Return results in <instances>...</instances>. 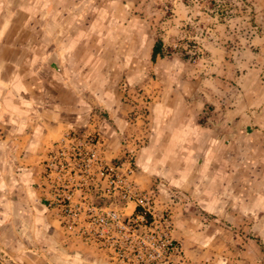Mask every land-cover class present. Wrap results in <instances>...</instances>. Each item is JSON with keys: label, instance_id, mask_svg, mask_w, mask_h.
I'll use <instances>...</instances> for the list:
<instances>
[{"label": "rangeland", "instance_id": "1", "mask_svg": "<svg viewBox=\"0 0 264 264\" xmlns=\"http://www.w3.org/2000/svg\"><path fill=\"white\" fill-rule=\"evenodd\" d=\"M61 6L83 25L102 17L104 28L90 41L103 49L121 109L110 117L87 99L89 123L64 129L49 147L34 182L46 225L38 228L36 218L18 219L17 212L0 217V264H214L229 244L231 264H264L263 220L204 215L194 192L141 173L138 161L152 138V111L166 98L167 106L185 108L233 140L225 148L227 157L239 156L226 159V170L235 169L230 181L255 176L253 189L264 196V0H63ZM157 37L166 56L153 61ZM247 153L249 169L241 161ZM126 181L135 187L131 195ZM238 190L230 185L221 193L229 215ZM139 195L145 208L137 206ZM184 205L201 216L197 229L208 236L224 231L225 238L189 236L178 223ZM207 248L216 255L199 262Z\"/></svg>", "mask_w": 264, "mask_h": 264}, {"label": "crops", "instance_id": "2", "mask_svg": "<svg viewBox=\"0 0 264 264\" xmlns=\"http://www.w3.org/2000/svg\"><path fill=\"white\" fill-rule=\"evenodd\" d=\"M62 1L0 0V217L16 218L17 212L18 219L36 218L35 225L41 229L46 225L47 209L36 200L37 163L48 157L49 147L64 129L89 123L92 106L87 99L106 108L110 117L121 109L115 80L105 75L108 61L103 49L90 41L104 28L102 17L83 25L80 18L63 11ZM116 119V124H125ZM152 120V138L138 159L141 173L165 181L169 188L194 192L197 209L204 215L226 212L236 221L264 222V196H259L260 190L257 196L253 189L255 176L230 181L235 169L226 170V159L232 162L239 156L225 155L233 140L220 133L217 125L199 124L185 108L167 106L166 98L153 109ZM108 122L102 125L106 129ZM252 156L241 160L247 169ZM230 185L243 195L237 194L236 202L233 196L229 211H234L229 215L220 201ZM184 206L187 212L178 223L189 227V236L196 233L205 242L220 232L225 238L224 231L208 236L206 230L197 229L201 216L193 214L191 205ZM233 237L235 248L239 238ZM230 247L220 250L221 258L216 256L214 264H231L228 254L234 252ZM213 255L207 248L197 260L205 263Z\"/></svg>", "mask_w": 264, "mask_h": 264}, {"label": "built area", "instance_id": "3", "mask_svg": "<svg viewBox=\"0 0 264 264\" xmlns=\"http://www.w3.org/2000/svg\"><path fill=\"white\" fill-rule=\"evenodd\" d=\"M91 157H90V159H94L95 157H96V154L95 153H91ZM103 173V175H104V172H102ZM130 173H131V170H130ZM115 180L113 179V182H114ZM134 190H135V187L132 185V183L129 181H126V187H125V192L126 193H130V195L132 194V193H134ZM145 199H146V197L145 196H140L139 195V197H137V206H139V208H140V206H142L143 208H145V205H147L148 203L147 202H145ZM102 221H103V218H102Z\"/></svg>", "mask_w": 264, "mask_h": 264}, {"label": "trees", "instance_id": "4", "mask_svg": "<svg viewBox=\"0 0 264 264\" xmlns=\"http://www.w3.org/2000/svg\"><path fill=\"white\" fill-rule=\"evenodd\" d=\"M166 56V53L164 51V43L163 40L159 37H157L155 45L152 50V60L156 61L158 58H163Z\"/></svg>", "mask_w": 264, "mask_h": 264}]
</instances>
